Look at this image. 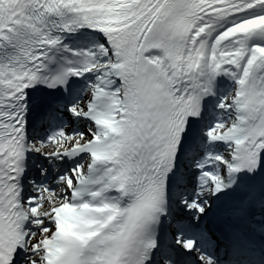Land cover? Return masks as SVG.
<instances>
[{
    "label": "snow or ice",
    "instance_id": "6c2138e0",
    "mask_svg": "<svg viewBox=\"0 0 264 264\" xmlns=\"http://www.w3.org/2000/svg\"><path fill=\"white\" fill-rule=\"evenodd\" d=\"M0 264H264V0H0Z\"/></svg>",
    "mask_w": 264,
    "mask_h": 264
},
{
    "label": "bare ground",
    "instance_id": "6f19581e",
    "mask_svg": "<svg viewBox=\"0 0 264 264\" xmlns=\"http://www.w3.org/2000/svg\"><path fill=\"white\" fill-rule=\"evenodd\" d=\"M201 2H204V0H201ZM168 46H169V39L166 37L163 41V51L160 52L159 55H157L158 59H156V61L162 64L164 67H167V62L165 61L164 57Z\"/></svg>",
    "mask_w": 264,
    "mask_h": 264
}]
</instances>
